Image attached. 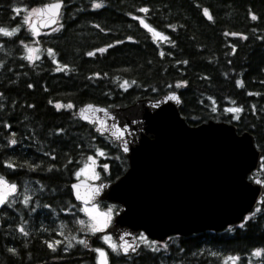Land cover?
Wrapping results in <instances>:
<instances>
[{
	"label": "trees",
	"instance_id": "trees-1",
	"mask_svg": "<svg viewBox=\"0 0 264 264\" xmlns=\"http://www.w3.org/2000/svg\"><path fill=\"white\" fill-rule=\"evenodd\" d=\"M56 1L58 24L34 36L25 17ZM0 28L17 30L0 34V178L17 189L0 207V264H95L78 259V243L64 258L46 243L87 236L70 185L88 159L105 181L128 167L115 144L76 117L85 104L126 107L178 91L190 126L225 122L254 137L264 181V0H0ZM28 48L38 50L31 61ZM236 107L239 114L227 111ZM104 248L110 264H264V198L221 232L151 241L127 257Z\"/></svg>",
	"mask_w": 264,
	"mask_h": 264
},
{
	"label": "water",
	"instance_id": "water-1",
	"mask_svg": "<svg viewBox=\"0 0 264 264\" xmlns=\"http://www.w3.org/2000/svg\"><path fill=\"white\" fill-rule=\"evenodd\" d=\"M51 15H35L40 31L52 30ZM177 100H170V96ZM178 91L142 98L132 105L106 108L85 104L75 115L117 146L127 161L114 181L76 180L70 185L76 204L118 207L109 234L121 256L135 255L138 236L159 243L171 236L221 232L239 224L262 204L264 181L258 176L262 153L248 132L209 120L190 126L180 115ZM5 193V190H1ZM89 241V240H86ZM133 248L135 249L133 251Z\"/></svg>",
	"mask_w": 264,
	"mask_h": 264
},
{
	"label": "rangeland",
	"instance_id": "rangeland-1",
	"mask_svg": "<svg viewBox=\"0 0 264 264\" xmlns=\"http://www.w3.org/2000/svg\"><path fill=\"white\" fill-rule=\"evenodd\" d=\"M29 23H30V27L32 30H33V28H35V30L37 32H39V29L36 26L35 16H32L30 18ZM154 32H156V31H154ZM155 38L158 39L159 37H155ZM31 49L35 50L32 54L33 57H35L38 54V50L35 48H31ZM27 54H29L28 51H27ZM78 173H79V175H78ZM75 178L77 180L83 179V180H88L90 182L100 181L101 180L100 174L98 172L97 163H96L95 159H88L86 161V163L76 173ZM5 183L9 187L11 186V184L7 183L6 181H5ZM0 189L5 190L3 188V186H0ZM16 190L17 189L15 187L14 192H7L5 190L6 192L3 193L2 191H0V194L6 195L5 202L3 204H0V207L3 206L4 204H7V203L11 202L12 200H14ZM78 210L80 211L79 212L80 217L78 218V223L81 226V228L83 229L84 234L87 235L86 237L83 236L80 239V241L81 240L85 241L87 238H90V237H93L96 235L97 236L96 239L98 241H101L103 246L105 245L111 252H118V251H113V249L109 246V243H106V238H108L112 243L116 244L115 241L113 240V238L109 234L104 233V231L108 227L111 226V223H112V220L114 217V213L116 211L115 207L112 206V207H108V208H102L99 204H97V205H93V206H81V208H79ZM81 221H83V223H81ZM91 226L102 227V230L93 232ZM141 236H143L145 238L147 243H145V241L141 239ZM141 236L138 238V245H142V246H146V247L150 246L151 241L148 240L144 235H141ZM163 243H165V242H163ZM163 243H159V244L162 245ZM101 249H103V248H101ZM100 251H102V250L98 251L97 258H96L97 264H101V260H102V258L99 255ZM103 252L105 253L104 259H106V264H109L108 252H107V250H104ZM223 262H224V264H233L232 259H227V260H224ZM235 264H238L237 260H235Z\"/></svg>",
	"mask_w": 264,
	"mask_h": 264
},
{
	"label": "snow or ice",
	"instance_id": "snow-or-ice-1",
	"mask_svg": "<svg viewBox=\"0 0 264 264\" xmlns=\"http://www.w3.org/2000/svg\"><path fill=\"white\" fill-rule=\"evenodd\" d=\"M94 7L95 8H100L102 7V4L101 3H96L94 4ZM61 8V3L57 2V3H52V4H49V5H46L44 8H38V9H32L28 15L25 17V23L28 22V20L32 17V16H35V15H45V14H50L51 15V23H56V17L59 15V10ZM17 12H19V10L17 9L16 10ZM141 11L143 12H147V9H141ZM204 15L206 17H208L209 19H211V16L209 15L208 11L205 9L204 10ZM252 19L255 20L256 17L255 16H252ZM140 23L142 26H144L149 32H152L153 33V36L154 37H159L161 39H167V37H161L159 33L157 32H154L153 29H151L145 22L143 19L140 20ZM17 30H13V31H7L3 28H0V34H3L5 36H12L15 34ZM39 33L35 30V28H33V35H38ZM27 47V46H26ZM28 51V56L25 57V59H28V60H32L33 59V52L35 51L34 49H31V48H28L27 49ZM99 51L103 52L105 51L104 49H100ZM49 55H53V53L51 52V50H49ZM89 55H93V53H89ZM161 55H163V53H161ZM36 59H38V57H36ZM55 62V61H54ZM64 69L61 68V67H57V71H63ZM126 84V82H125ZM237 85L238 86H241V82L237 81ZM125 85H122V87H124ZM181 85H177V87H180ZM170 100H177V97L176 96H170L169 97ZM56 107L59 109L60 107H62V105H56ZM66 107L68 108H71L72 105H67ZM215 110V109H213ZM227 111L229 112H232V113H235V114H239L242 109L239 108V107H236V108H230V109H227ZM235 118H239L238 115L235 117ZM11 144H15L16 141L15 140H11L10 141ZM100 155H102V153H100ZM91 159V158H90ZM9 167H11L12 165L9 164L8 165ZM79 175V173H78ZM0 186H3V188L7 191V192H14L15 191V185H11L10 187L5 183V181L0 178ZM5 199H6V195H3V194H0V204H3L5 202ZM25 203H27V199L25 200ZM81 223H83V221H81ZM241 227H243V225H241ZM92 228V231L95 232V231H101L102 230V227H95V226H91ZM21 232H23V229H20ZM141 239L145 241V243H147V241L145 240V238L143 236H141ZM79 243L81 244H86L85 241L81 240L79 241ZM106 243H109V246L113 249V251H120L122 250L125 254L129 251V248L132 247V245H128V244H122L119 246V248L117 247L116 244L112 243L108 238H106ZM50 248H52L53 250H55V247L53 244H49L48 245ZM69 247H71V245H69ZM135 249L133 248V251ZM11 251V250H10ZM99 255L100 257L102 258L101 260V264H106V259H104L105 257V253L103 251H100L99 252ZM253 255L255 256H259L260 255V252H254ZM232 259L233 261V264H235V260L238 259V258H230Z\"/></svg>",
	"mask_w": 264,
	"mask_h": 264
},
{
	"label": "flooded vegetation",
	"instance_id": "flooded-vegetation-1",
	"mask_svg": "<svg viewBox=\"0 0 264 264\" xmlns=\"http://www.w3.org/2000/svg\"><path fill=\"white\" fill-rule=\"evenodd\" d=\"M81 206L82 205H80V208H81ZM86 240H88V239H86ZM86 240H85L86 244H84V245L79 243V241L78 242L77 241H70L69 238H68V241H64V237L56 238V240L47 241L46 243H47V246L49 244H53L55 247V250H53L49 246H48V248H50V250H52L53 252H57L58 254H56V255L60 256L61 258H64L66 255L73 252L75 250L74 245H76L78 243L79 244V246H78V252H79L78 253V255H79L78 259H81V260L92 259V260H94L95 264H97L96 258H97L98 251L99 250L104 251L105 248L102 247L101 241H86ZM150 241H152V240H150ZM166 241H168V239ZM69 245H71V247H69ZM101 248H103V249H101ZM89 263H90V260H89ZM84 264H87V263L84 262ZM109 264H110V262H109Z\"/></svg>",
	"mask_w": 264,
	"mask_h": 264
}]
</instances>
